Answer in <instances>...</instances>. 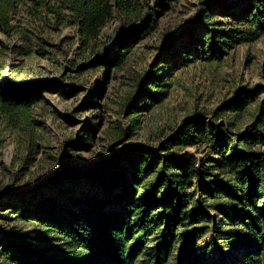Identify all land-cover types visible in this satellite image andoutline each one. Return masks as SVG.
I'll use <instances>...</instances> for the list:
<instances>
[{"label":"trees","instance_id":"1","mask_svg":"<svg viewBox=\"0 0 264 264\" xmlns=\"http://www.w3.org/2000/svg\"><path fill=\"white\" fill-rule=\"evenodd\" d=\"M171 1L0 0V36L13 42L8 46L0 40V54L23 61L31 56L30 27L59 31L68 25L76 28L81 50L100 59L108 51L100 45L102 32L116 15L140 22L136 33L116 43L120 55L116 52L115 60L102 62L101 66L118 69L134 46L155 31L153 16L145 18L149 4L165 9ZM246 23L245 37L264 34V2L248 12ZM214 31L207 39L211 55L218 59L237 38ZM174 55L181 67L197 59L190 51ZM22 67L0 66V124L25 136L27 169L38 154L32 111L41 104L43 91L54 86L5 93V73L22 76ZM172 71L173 66L168 67L165 77ZM5 82L14 84L8 77ZM168 89L155 78L147 92L136 91L137 99L154 106L166 99ZM261 93L237 90L232 100L210 114L211 126L206 118L191 119L158 149L122 148L112 163H105L102 175H94V188L61 187L62 196L41 195L33 208L14 206L17 222L36 225L40 232L21 235L19 248L0 249V263L176 264L178 253L182 264H199L206 251L199 250L198 243L211 237V245L226 254L241 246L234 264H264V101L245 122ZM123 136L118 132L115 138ZM187 149L203 154L202 162L184 153ZM41 247L47 249L36 251V257L28 254Z\"/></svg>","mask_w":264,"mask_h":264},{"label":"rangeland","instance_id":"2","mask_svg":"<svg viewBox=\"0 0 264 264\" xmlns=\"http://www.w3.org/2000/svg\"><path fill=\"white\" fill-rule=\"evenodd\" d=\"M257 2L264 0H173L165 3V9L150 3L145 18L153 16L155 31L134 46L118 69L101 65L115 60L116 52L120 55L116 43L136 33L140 22L116 15L102 32L100 45L108 51L100 59L81 50L76 28L68 25L59 31L30 27L34 36L31 56L23 61L0 54V66H23L22 76L5 73V93L54 86L43 91L41 104L32 111L38 154L27 169L23 164L25 136L12 134L0 124V249L8 245L19 248L21 235L40 232L36 225L17 222L11 212L14 206L33 208L41 195L62 196L61 187L94 188V175H102L105 163L122 148L158 149L191 119L206 118L211 126L210 114L232 100L237 90L260 89L261 95L245 117L248 123L264 101V34L256 39L244 35L249 30L248 12L256 10ZM213 30L237 38L218 59L211 55L207 39ZM0 40L8 46L13 43L2 36ZM177 51L193 52L197 59L181 67L174 55ZM171 66L174 71L167 78ZM7 77L14 84H7ZM155 78L169 89L164 101L151 106L137 99L136 91L138 95L147 92ZM136 108L141 111L132 116L130 112ZM118 132L125 136L115 138ZM184 153L200 163L203 160L196 149ZM211 243V237L198 243L199 250L206 251L199 264H234L241 246L226 254ZM45 249H32L28 254L36 257V251ZM174 258L176 264H182L178 253Z\"/></svg>","mask_w":264,"mask_h":264}]
</instances>
